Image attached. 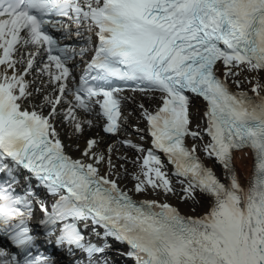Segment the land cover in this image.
Returning a JSON list of instances; mask_svg holds the SVG:
<instances>
[{
    "label": "snow or ice",
    "instance_id": "6c2138e0",
    "mask_svg": "<svg viewBox=\"0 0 264 264\" xmlns=\"http://www.w3.org/2000/svg\"><path fill=\"white\" fill-rule=\"evenodd\" d=\"M65 18L83 41L79 47L61 45L49 32L67 36ZM75 56L84 63L78 82L69 66ZM262 74L264 0H0V237L19 250L0 247V264H55L31 251L34 205L43 213L44 235H55L70 264H110L103 256L110 239L128 246L118 254L133 264H264ZM245 82L251 95L241 87ZM126 91L149 100L159 93L161 101L155 111L136 104L150 148L120 141L141 153L131 161L118 157L138 165L132 190L118 185L113 145L106 156L89 138L81 155L91 162H85L66 152L79 144L65 145L57 130L58 123L66 126L68 139L78 140L85 125L94 126L89 117L98 116L105 133L118 134L133 114L122 116L124 103L134 99ZM194 96L206 102L202 129L192 126ZM186 137L202 143L189 147ZM245 148L253 157L247 186L233 164L234 153ZM198 150L221 166L228 183ZM157 151L173 165L171 173ZM21 170L28 175L17 193ZM170 176L182 185L181 202L198 204L199 193L209 198L208 211L186 216L167 200L130 194L176 195ZM36 187L53 198L50 211ZM89 227L101 245L84 234Z\"/></svg>",
    "mask_w": 264,
    "mask_h": 264
},
{
    "label": "bare ground",
    "instance_id": "6f19581e",
    "mask_svg": "<svg viewBox=\"0 0 264 264\" xmlns=\"http://www.w3.org/2000/svg\"><path fill=\"white\" fill-rule=\"evenodd\" d=\"M137 101L142 102L144 104H149L152 101H154V99L149 100L146 96L141 95V96H138ZM126 105H127L128 111H131L133 113L130 116V118H129V120L131 122V127L129 128V132H127V135H130V136L135 137V138L136 137L137 138H140L141 135H142V133L133 130V125H135L139 129L142 128L141 127V121H142V119L140 118V116L138 114L139 109L136 107V104L134 103V101H132V102H126ZM198 106H199V102H198V100H195L194 103H193V107H192L193 108V111H195ZM95 129H96V127L94 126L93 127V130H95ZM85 133H87V134L90 133V130L87 129L86 125H85V128H84L83 134H85ZM87 136L88 135H84V137H80L78 140H75V139L69 140L68 137L66 136V138H67L66 139L67 145H69L70 143L72 145L79 144V149L78 150L74 146L73 147H69L72 150V152H74V154H76V155H81L82 154V149L86 147V141H85V139L87 138ZM109 145H113V148L117 145V141L115 140L114 137H110L107 140V142H105V143H98V146H97L96 150L97 151H103L107 155V151H108V146ZM124 151L125 150H117L116 152H113L112 151V153H111L112 160L116 164L117 170L121 173V178L119 179V182L123 186H129V185H131L134 188V182H133L131 173L133 171H135L136 165H134L131 162H129L131 160L125 161V160H122V159H118L116 157V154L117 153L120 154L119 157H127V155L129 153L125 154ZM245 153H246L245 150L238 151L236 153L235 157H234V160L238 163L239 166L242 167V169L245 171L246 176H248L250 174V172H251L252 159H251V155H248L247 154L248 155V157H247ZM124 154H125V156H124ZM133 156L134 155L131 154V158L132 159H133ZM120 164H123L124 165V169H127V174L123 175V169L120 168ZM101 167H103V169H104L105 168V165L102 164ZM149 192H151V191L149 190L148 192L141 193V194L142 195H147ZM182 194L183 193L180 192V190L177 189V194L176 195L164 196L161 193L160 196H164V197L170 199L184 213L198 214L200 212H203V211L207 210V207L210 205L209 198H207L205 196H201L199 193L197 194L198 199L200 201L198 204H194L192 201L181 202V200L179 199V196L182 195Z\"/></svg>",
    "mask_w": 264,
    "mask_h": 264
},
{
    "label": "rangeland",
    "instance_id": "374dc122",
    "mask_svg": "<svg viewBox=\"0 0 264 264\" xmlns=\"http://www.w3.org/2000/svg\"><path fill=\"white\" fill-rule=\"evenodd\" d=\"M239 169V168H238ZM240 170V174L241 175H244V172L241 170V169H239Z\"/></svg>",
    "mask_w": 264,
    "mask_h": 264
}]
</instances>
